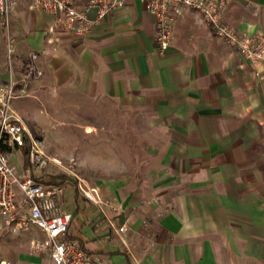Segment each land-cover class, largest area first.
<instances>
[{
	"label": "crops",
	"instance_id": "crops-1",
	"mask_svg": "<svg viewBox=\"0 0 264 264\" xmlns=\"http://www.w3.org/2000/svg\"><path fill=\"white\" fill-rule=\"evenodd\" d=\"M123 1L83 37L50 32L52 18L34 0H17L9 17L18 36L14 72L22 74L30 54L37 53L41 75L31 79V89L54 86L56 95L70 90L133 109L149 131L157 195L174 202L172 212L152 222L154 236L140 228L155 210L145 204L125 235L130 247L115 238L101 249L94 240L107 232L79 226L72 204L76 188L65 185L70 235L108 264H264V63L253 66L190 9L179 16L172 43L161 53L153 15L139 0ZM222 17L239 33L264 38V0H228ZM1 54L0 83L10 76L6 51ZM24 98L14 101L17 112ZM14 163L26 167L22 154ZM12 260L46 262L32 254L1 262Z\"/></svg>",
	"mask_w": 264,
	"mask_h": 264
},
{
	"label": "rangeland",
	"instance_id": "rangeland-1",
	"mask_svg": "<svg viewBox=\"0 0 264 264\" xmlns=\"http://www.w3.org/2000/svg\"><path fill=\"white\" fill-rule=\"evenodd\" d=\"M10 24V19L8 24L0 21V65L3 66L2 51H6L8 44L12 43L15 55L18 42ZM6 64L8 66L7 54ZM17 114L31 134L40 140L45 155L61 162H48L37 176H63V189L65 185L70 191L76 188L72 204L81 218L79 226H89L92 230L97 228L99 233L107 232L104 237L94 240L101 245V249H106L104 246L115 238L124 247H130L125 235L139 221L145 204H152L155 209L153 214L145 215L140 224L141 230L150 235L155 233L152 222L173 211L174 202L157 195L159 191L153 182L156 159L150 157L147 149L149 131L133 109H119L113 103L93 101L70 90L60 96L56 95L54 86H41L40 90L29 87L28 96ZM11 152L13 162H19L21 150L13 149ZM87 190L95 191L98 203L84 196ZM123 217L128 220L125 223L127 229L118 231V234L116 231L122 225L120 218ZM38 234L35 229L9 230L3 227L0 220V262L30 254V243L39 239L36 237ZM153 245L154 241L149 243V247Z\"/></svg>",
	"mask_w": 264,
	"mask_h": 264
},
{
	"label": "built area",
	"instance_id": "built-area-1",
	"mask_svg": "<svg viewBox=\"0 0 264 264\" xmlns=\"http://www.w3.org/2000/svg\"><path fill=\"white\" fill-rule=\"evenodd\" d=\"M144 10L155 19V47L163 53L173 39L175 24L185 9L197 12L214 35L234 48L253 65L264 63V38L239 33L223 20L222 11L228 0H139ZM17 0H0V21L9 23ZM123 0H34V6L52 18V27L59 32L87 36L99 22L114 10L123 7ZM93 11V12H92ZM92 12V15L90 13ZM14 45L8 44L9 79L0 83V220L3 227L13 231L36 229L41 239L30 243V254L42 256L43 264H108L100 255L87 251L80 240L69 232L73 215L63 201L64 189L58 182L45 183L37 176L48 164H61L43 152L40 140L33 136L13 108L14 101L28 96L31 79L41 75L34 63L37 54H30L24 72H14ZM27 146V166L18 169L10 154L13 149ZM84 196L98 203L93 190ZM123 223L119 232L126 231ZM0 264H14L4 261Z\"/></svg>",
	"mask_w": 264,
	"mask_h": 264
},
{
	"label": "trees",
	"instance_id": "trees-1",
	"mask_svg": "<svg viewBox=\"0 0 264 264\" xmlns=\"http://www.w3.org/2000/svg\"><path fill=\"white\" fill-rule=\"evenodd\" d=\"M20 150H21V154L23 157L24 165L27 166V163H28V160H27L28 147L24 146ZM39 178L41 181H43L45 183H50V182H54V180L57 178V176H56V178H55V176H41ZM76 194H77V192H76Z\"/></svg>",
	"mask_w": 264,
	"mask_h": 264
}]
</instances>
